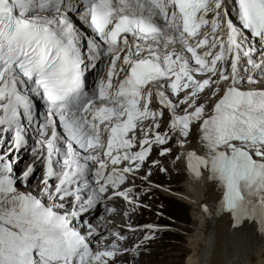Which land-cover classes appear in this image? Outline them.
<instances>
[{"label": "snow or ice", "instance_id": "snow-or-ice-1", "mask_svg": "<svg viewBox=\"0 0 264 264\" xmlns=\"http://www.w3.org/2000/svg\"><path fill=\"white\" fill-rule=\"evenodd\" d=\"M181 164L264 244V0H0V264H146Z\"/></svg>", "mask_w": 264, "mask_h": 264}, {"label": "bare ground", "instance_id": "bare-ground-1", "mask_svg": "<svg viewBox=\"0 0 264 264\" xmlns=\"http://www.w3.org/2000/svg\"><path fill=\"white\" fill-rule=\"evenodd\" d=\"M92 74L93 72L90 73ZM180 168L181 174H173L170 179L159 174L153 177L154 180L171 188L170 192L156 194V198L152 201L153 211L159 209L164 213L171 212L178 216L174 219L166 213L165 215L169 217L159 218L152 213L145 212L138 218L141 222H144L142 220L158 224L168 222L174 226L171 232L166 233V236L171 235L174 239L167 238L166 241L171 243L167 244L165 240H162V245L155 246V249L162 250L157 254L152 253L149 259L145 260L146 264H180L183 253L187 254V261L184 264H264V244L249 252L242 241L245 234L255 237V226L246 224L239 230H233L231 219L227 215L219 217L216 215L220 192L215 184L206 179L199 183L194 182L191 175L184 171L183 164ZM38 183V181L35 182V184ZM204 204H207L211 210V216L203 212ZM188 208L193 220L190 224L184 222ZM147 215L152 217L147 219ZM186 230L189 233L186 234ZM179 234L185 235V243L182 252L176 253L173 249L181 250L179 246L182 245L179 241L182 235ZM256 239L259 238L256 237ZM165 247H168L169 251L163 250Z\"/></svg>", "mask_w": 264, "mask_h": 264}, {"label": "rangeland", "instance_id": "rangeland-1", "mask_svg": "<svg viewBox=\"0 0 264 264\" xmlns=\"http://www.w3.org/2000/svg\"><path fill=\"white\" fill-rule=\"evenodd\" d=\"M25 159H26V157H25ZM23 166V165H22ZM35 182L36 181H32V183L33 184H35ZM155 198H156V196H155ZM166 213H168V212H166ZM170 214V216H173V218L175 219L178 215H176V214H174V213H169ZM148 217V218H147ZM152 216L151 215H147L146 216V218L147 219H149V218H151ZM183 218V217H182ZM142 221H145V220H142ZM177 221H178V223H179V219L177 218ZM192 219H191V217H190V209L188 208L187 210H186V217L184 218V222H189V223H192ZM138 222L140 223L141 221H139L138 220ZM183 223V222H182ZM175 225V224H174ZM174 227V226H173ZM190 228V227H189ZM191 229V228H190ZM171 232V231H170ZM185 233L187 234V233H189V231H185ZM172 234H176V233H172ZM180 235V234H179ZM182 235V236H181ZM180 236H181V239L179 240L180 241V243L182 244L181 246H179V248L181 247V250L180 249H178V248H174L173 250L176 252V253H178V252H182V248H184V246H183V244L185 243V241H184V238H185V235H183V234H181ZM166 233L164 234V236H163V239L162 240H165V243H167V244H169V243H171L170 241H166V239L168 238V239H174V237H172L171 235H167L166 237ZM162 240H159L155 245H154V247H153V251H152V253L153 254H157V253H159L160 252V250H162V249H155V246H160V245H162ZM163 250H165V251H169V248L168 247H165ZM170 251H171V249H170ZM151 253V254H152ZM158 257L160 256V255H157ZM150 257V256H149ZM149 257H146L145 258V260H148L149 259ZM154 257V256H153ZM155 258V257H154ZM181 259H182V261H181V263L180 264H184L185 263V261H187V254H185V253H183L182 254V256H181Z\"/></svg>", "mask_w": 264, "mask_h": 264}]
</instances>
